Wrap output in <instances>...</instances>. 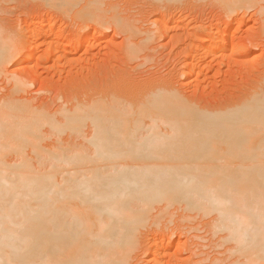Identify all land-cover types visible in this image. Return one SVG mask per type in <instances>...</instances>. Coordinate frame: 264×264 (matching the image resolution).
<instances>
[{
	"label": "bare ground",
	"instance_id": "6f19581e",
	"mask_svg": "<svg viewBox=\"0 0 264 264\" xmlns=\"http://www.w3.org/2000/svg\"><path fill=\"white\" fill-rule=\"evenodd\" d=\"M42 1L64 15H72L81 4L76 15L82 19L105 27L112 22L126 35L136 34L135 25L122 20L116 5L105 11L111 17L104 14L105 0ZM218 1L230 11L261 2ZM180 14L158 24L160 31L164 34L171 22L182 23ZM37 26H25L23 39V64L32 77L37 75L31 67L37 52L33 47L40 39L47 56L57 60H68V49L77 50L86 42L82 25L72 33L74 40L52 22ZM213 28H206L189 49L183 79L198 81L204 60L222 66L241 55V42L216 38ZM2 30L0 73L21 54ZM102 36L98 32L90 39ZM87 47L90 54V44ZM134 47L131 56L140 51ZM204 68L210 70L211 64ZM27 76L14 79L13 90L22 89ZM261 79L245 99L222 108L199 105L197 97L192 98L195 104L168 79L79 92L72 98L76 102L60 109V117L28 101L0 97V264H123L158 206L169 210L182 205L203 217L215 215L212 233L223 235L232 254L246 264H264V76ZM87 127L90 131L85 132ZM64 135L68 137L62 140ZM53 137L56 142L45 145ZM71 137L86 144H72ZM166 248L175 254L181 250ZM162 250L154 256L160 258ZM172 252L168 255L174 258Z\"/></svg>",
	"mask_w": 264,
	"mask_h": 264
},
{
	"label": "rangeland",
	"instance_id": "374dc122",
	"mask_svg": "<svg viewBox=\"0 0 264 264\" xmlns=\"http://www.w3.org/2000/svg\"><path fill=\"white\" fill-rule=\"evenodd\" d=\"M103 3L102 9L108 17H111L112 13L105 11L110 10L111 3L116 5L122 20L124 18L132 28L135 25L132 33L136 32V34L126 35L127 33L121 32L122 30L117 29L112 22H108V26L105 27L99 26L92 20L82 19L81 15H76L83 7L81 4L79 8L76 7L72 15H64L42 0H0V28L6 36L8 34L16 49L20 48L18 50L21 52L0 73V97L6 98L8 95L16 100L28 101L48 115L60 117L61 108L69 105L71 101L76 102L72 99L74 94L92 93L94 90L99 91L108 86L111 88L119 83L125 86L127 84L143 86L148 82L168 79L178 90L187 93L191 100L197 97V100H192L194 103L198 101L201 105L204 102L202 105L205 104L210 108L212 106L217 108L218 105L222 108L239 102L259 87L257 85H260L264 76V13L262 14L264 0L255 7L239 10L240 12L227 10L218 0H105ZM176 13L182 16L180 17L182 23L179 21L180 24L178 23L177 26L171 22L172 24L164 31L167 34L164 33L165 36L158 24L172 19ZM42 22L54 23L56 30L60 28L65 30L73 40L76 39V34L72 35V33L82 25L85 27L86 42L77 50L70 47L66 53L69 55L68 60H57L47 56V47L42 45L44 40L40 39L33 47L37 52L31 67L36 70L37 75L35 73L32 77L25 71L22 59L23 48L24 52L26 51L23 45L26 40L24 31L25 26L34 24L37 28ZM183 24L186 25L182 26ZM185 26L190 33L184 29ZM210 26L214 27L216 38L230 37L236 39V42H241L243 44V50L239 52L241 55L234 57L231 64L226 62L223 67L212 63V60H204V62L209 61L211 69L204 68L208 64L204 63L202 65H205L202 69L204 72L198 81L195 77L183 79L181 76L186 70V61H189L187 57L189 49L195 46L194 44H198V37ZM230 27L231 30L227 32ZM98 32L103 34L101 40L90 39ZM129 34L133 37L131 38ZM89 44L90 54L86 53ZM133 47L140 51L137 55L131 56L130 48ZM24 73L25 76L26 74L29 76L26 83L30 85L26 84L18 91L13 90L14 79H18ZM87 131H90L89 127L85 129V132ZM64 136L62 140L68 137ZM54 139L55 137L50 139L51 141H46L45 145L51 146L56 142ZM68 142L86 144L83 138L75 140L71 137ZM37 160L34 161L35 164ZM182 206L172 207L169 210L162 208L164 206H158L159 208L152 214V221L150 220L144 228H140L137 239L133 242V249L127 254L123 264H152V262L159 264L161 260H163L161 264H246L244 259L232 254L230 250L232 245H227L229 243L221 240L222 234L212 233L210 222L216 217L215 215L212 216L213 218L203 217L202 213H192L189 210L187 212L184 205ZM168 246L177 250L181 248L180 253L164 250ZM159 249H163L162 256L156 258L154 255ZM171 252L174 258L169 256ZM206 257H209V260H206Z\"/></svg>",
	"mask_w": 264,
	"mask_h": 264
}]
</instances>
